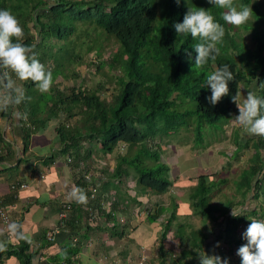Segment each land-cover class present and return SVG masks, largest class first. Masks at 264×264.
Wrapping results in <instances>:
<instances>
[{"label": "trees", "instance_id": "16d2710c", "mask_svg": "<svg viewBox=\"0 0 264 264\" xmlns=\"http://www.w3.org/2000/svg\"><path fill=\"white\" fill-rule=\"evenodd\" d=\"M236 2L253 11L252 21L240 27L225 23L221 15L225 10L209 4L208 0H180L179 4L176 0H0V10H9L23 27L22 43L33 48L36 58L53 76L50 90L42 93L33 81L21 80L11 70L0 69V119H11L18 114L24 133V146L14 168L31 162L27 155L33 137L54 123L56 144L60 146L58 154L79 174L74 183V196L68 194L60 203L59 215L66 216L60 220L54 240L48 239L53 230L43 231V249L55 245L58 231L72 234L60 244L61 253L45 262H37L39 251L31 250L22 223L17 221L15 224L20 226L19 231L26 239H17L14 235L18 245L5 243V250L0 251V263L3 258L15 257L20 264H71L72 258L80 252L72 241L73 235L83 231L82 224L73 221L81 223L86 217V222L91 221L95 229H100L99 221L108 215L107 220H114L115 232L127 237L136 229L134 208H139L138 214H145V222L162 229L158 246L153 248L157 254L150 259L152 264H199L198 257L204 252L211 256L213 245L224 239L228 256L220 247L215 255L226 259L228 264H241L240 257L237 262L229 258L235 248L233 244L240 247L247 243L242 238L251 219L264 220L263 207L253 208V202L264 206V138L250 135L239 139V132L234 131L233 142L237 145L234 156L245 150H251L252 154L233 181L235 195L228 196L225 202H213L215 191L220 190V184L225 181H213L210 174L199 176L189 195V206L195 216L202 218L200 228L188 231L193 226L178 221L175 200L172 208L159 204L153 210H147L149 203L138 200L139 192L164 195L177 182L172 178L174 174H170L169 165L162 160L165 141L168 144V140L185 132L190 134L194 147H205L210 140L223 137L227 123L239 114L237 105L232 102L237 91L241 95L243 87L253 91L256 85L254 92L264 97L263 5L258 0ZM188 7L206 9L225 27V37L218 45L221 55L202 68L194 66L193 46L197 41L190 34L179 37L174 28L183 21ZM241 28L250 33L251 47L241 38ZM76 36L92 37L93 46L88 44L86 48L96 52L91 65L96 67V73L108 68L107 78H115L111 101L102 97L106 89L102 83L93 91L74 86L62 88L60 79L64 82L80 76L76 68L84 61L83 49H80L83 43H79ZM108 42L117 43L119 50L107 60H97ZM224 64L230 66L235 80L229 82V96L213 106L207 99L211 96V89L205 86L207 76ZM9 79L23 89L8 88ZM79 107L81 110L77 112ZM78 116L77 127L71 128L67 122ZM206 128H210L211 133L221 129L222 134L205 139ZM6 140L0 130V147L7 153L1 156L0 151V162L15 158L16 151L11 150ZM118 149H121L120 154L106 182L96 183L93 177H88L93 164L87 162L93 154L113 159ZM54 158L52 155L47 160ZM130 178L136 182L134 195L128 188ZM23 186L17 185V188ZM108 187L112 188L111 194L104 190ZM144 205L147 207L143 208ZM232 208L244 211L241 216L233 217ZM241 225L245 228L236 236ZM172 233L174 244L166 245ZM171 255L174 261L169 262Z\"/></svg>", "mask_w": 264, "mask_h": 264}, {"label": "crops", "instance_id": "0c3cea01", "mask_svg": "<svg viewBox=\"0 0 264 264\" xmlns=\"http://www.w3.org/2000/svg\"><path fill=\"white\" fill-rule=\"evenodd\" d=\"M0 130L5 135L8 144H11V150L16 151L15 158L0 162V200L6 203L3 206L10 215L9 224L0 223V241L18 245L9 225L21 221L23 232L31 243V250L39 251L40 257L37 256L35 260L45 262L47 258L60 254L62 249L60 244L66 242L72 235L67 231L60 230L55 234L54 246L49 249L41 248L43 231H54L60 225V203L66 200L68 194L74 196V183L79 174L72 167L66 165L64 156L58 154L60 146L56 144L57 135L54 123L50 124L43 133L33 137L27 155L31 158V162L22 163L18 168L14 167L20 156L19 150L24 146V133L18 114H15L11 119H0ZM0 151H2L1 156L7 155L3 147H0ZM52 155H55V158L53 161H48L47 159ZM88 177H93L96 183L99 180L105 182L108 180L103 174L97 175V172ZM23 184L27 187L12 189L14 185ZM128 188L131 189V187ZM111 189L104 188L110 194ZM129 192L135 194L132 190ZM141 197L143 196L138 198ZM118 200L121 199L118 198ZM147 201L142 200L141 202L149 203ZM134 209L139 217H133L136 229L132 230L133 232L131 231L130 236L127 237H120L111 228V224L115 223L114 220H107L108 215L102 216L99 221L100 229H95L93 222H86V217L81 223L73 221L82 224L83 231L73 235L72 241L80 248V252L72 258L71 264H151V260L147 262L148 257L150 259L156 257L153 248L158 246L162 229L157 224L152 225L145 222L144 215L138 214L139 208ZM87 212L89 214V210ZM107 213L105 211V214ZM87 226H91V228ZM147 232L155 236L152 243L150 241L153 236H148ZM148 245H151L150 248ZM11 260L13 264H20L15 257L3 258L0 264H8Z\"/></svg>", "mask_w": 264, "mask_h": 264}, {"label": "clouds", "instance_id": "9594fccd", "mask_svg": "<svg viewBox=\"0 0 264 264\" xmlns=\"http://www.w3.org/2000/svg\"><path fill=\"white\" fill-rule=\"evenodd\" d=\"M179 4L180 0H176ZM209 4L224 9L221 13L225 23L240 27L249 22L252 8L237 4L236 0H208ZM177 35H189L197 43L193 46L196 53L194 66L202 68L215 62L221 55V48L225 37V27L216 21L213 15L204 8L188 7L183 21L174 25ZM25 33L18 19L9 10H0V69L11 70L21 80H31L36 83L42 93L50 90L53 84L52 72L37 58L32 47L22 43ZM190 55V54H189ZM7 75V73H5ZM235 80V75L228 64L220 66L207 76L206 87L211 89V96L207 99L215 106L222 98L229 96V82ZM13 81H7V87L13 86ZM240 93L232 96V102L238 107V115L233 124L246 130L248 135L264 138V97L248 90L241 104ZM83 200V197H80ZM244 209L232 208L231 215L238 217ZM10 231L17 239H26L20 226L12 223ZM246 244L239 247L237 255L241 264H264V220L251 219V223L243 233ZM217 246H219L217 244ZM5 250V242L0 241V251ZM199 264H228L217 255H207L205 252L198 257Z\"/></svg>", "mask_w": 264, "mask_h": 264}, {"label": "rangeland", "instance_id": "374dc122", "mask_svg": "<svg viewBox=\"0 0 264 264\" xmlns=\"http://www.w3.org/2000/svg\"><path fill=\"white\" fill-rule=\"evenodd\" d=\"M261 3V6L263 7L264 10V0H258ZM252 21V17L250 19ZM240 35L241 38L243 39L244 43L251 47V36L248 31H245L243 28L240 30ZM96 35L94 34V37ZM79 43H83L81 46L83 49L81 50V55L83 56V63L76 68L77 71H79V77L70 79L67 81H62L63 79H60L59 82H62V88L67 87H81L84 90H95L98 88V86L102 83L106 89H103L104 91L102 92V97L108 101H111L113 98V91L114 85L112 83V80L114 81L115 78L108 79L105 73L108 72V68H105L102 72L96 73V67L91 65V62H94L96 56L95 50L89 51V49H86L88 44L91 45L92 43V37H78ZM95 43L96 39L94 40ZM106 47L103 48L101 57L98 58L97 60H107L109 59L113 54H115L119 50V45L117 43H105ZM93 46V45H91ZM77 48V51L80 50ZM13 86L15 89L18 91H21L23 86L17 85L15 80H12ZM115 82V81H114ZM109 88V89H108ZM65 89V88H64ZM256 90V85L253 86V91ZM247 91L245 88H242L241 92V103L243 104V99L247 95ZM81 110V107L77 108L76 111L79 112ZM80 117L78 116L72 121H68L67 123L71 125V128L77 127V122L79 121ZM233 119L232 118L228 123L225 128V134L223 137H220V139H217V141H212L208 142L205 147L201 145H196L194 147V143L191 141L190 134L188 133H182L180 137L176 139H171L168 140L169 143L167 144V141L163 143L162 145V160L169 165L171 168V175H173L174 181H177L174 187L170 190L169 193H166L164 195H156V193H140L139 196H143L139 198L141 201L148 199L147 202H149L147 207V210H153L159 204H162L163 206L172 208L173 206V200L178 204L176 213H177V218L180 223H187L190 224L191 228L188 229L190 231L192 228L197 229L200 228L202 225V218L197 217L193 214V209L191 206H189V195L192 191V187L194 184L197 183L199 176L201 175H206L210 174L211 179L213 181H225V183H221L220 190H216L214 195H213V202H225V200L228 198L230 195H235V185L233 184V181L238 178V175L242 171V167L246 165L248 160L250 159V156L252 154V151L245 150L244 153H241L238 156H234V153L237 149V145L234 144L233 138H234V131L239 132L238 138L243 139L244 137H249L250 135L247 134L246 130L243 128L233 124ZM210 128H206L204 130V138L208 139L211 137L215 136H220L222 134V130L216 131L214 133L210 132ZM237 138V137H236ZM162 143V142H161ZM122 148V147H120ZM125 153L126 149H123ZM121 149H118L116 153L113 155V159H108L105 158L106 156L100 155V153L93 154L89 159L87 163L93 164L92 171L90 175H93L96 173V169L98 170L97 175L103 174L105 178L108 177L109 173L112 171L113 165L116 164V158L117 154H120ZM19 152H22V149L19 150ZM225 152V153H224ZM19 153V154H20ZM112 160V162H111ZM151 164V163H150ZM109 168L110 171H108ZM83 168V167H82ZM173 172V173H172ZM133 178V177H132ZM134 179H131L128 181V185L131 187L130 190H135V184L136 182L133 181ZM134 195V194H132ZM253 208L260 209V207L264 206L260 205L262 203H259L256 205V203L253 202ZM143 210V209H142ZM144 212V211H143ZM8 213V212H7ZM142 215H145L144 213ZM144 218V216H143ZM115 224H111V228L115 227ZM244 226L241 225L239 227V231L236 234V236L241 235V231L244 230ZM156 230V229H155ZM219 230V227L217 228V231ZM155 232V231H154ZM219 233V231H218ZM217 233V234H218ZM222 234H225L224 232ZM148 236H153L152 240L150 243L154 241V235L150 234V232H147ZM172 234H170L168 237L169 239L166 241V245H171L174 244V240L172 238ZM226 235V234H225ZM242 240H245L242 238ZM212 242V241H211ZM225 244V239L222 240L220 243H217V245H213L211 248V253L212 255H215V251H217V247L223 248L226 252V255L228 256L227 250L224 248L226 246L223 245ZM234 245V250L232 251L233 253L231 254V257H229L233 262H237L239 259V256L237 255V250L239 249L238 246ZM151 245H148L150 248ZM229 247V246H228ZM120 249L122 248L121 246L119 247ZM222 249V250H223ZM127 252V251H125ZM217 253V252H216ZM154 254H157L154 252ZM177 255V254H176ZM168 261L171 262L174 261V256L171 255L169 256ZM106 260V259H105ZM150 262V257H148V261ZM8 264H13V261L11 260L10 263ZM152 264V263H151Z\"/></svg>", "mask_w": 264, "mask_h": 264}, {"label": "built area", "instance_id": "2783aa9c", "mask_svg": "<svg viewBox=\"0 0 264 264\" xmlns=\"http://www.w3.org/2000/svg\"><path fill=\"white\" fill-rule=\"evenodd\" d=\"M27 186L24 185L22 188H26ZM17 188L16 185L12 186V189L15 190ZM94 193H96V190H94ZM65 214H61L60 215V220L62 221L64 218H65ZM0 223L1 224H9L10 223V215L7 213L6 209L2 206L1 202H0ZM53 233H50L48 235V239L49 241H53L54 238H53Z\"/></svg>", "mask_w": 264, "mask_h": 264}, {"label": "bare ground", "instance_id": "6f19581e", "mask_svg": "<svg viewBox=\"0 0 264 264\" xmlns=\"http://www.w3.org/2000/svg\"><path fill=\"white\" fill-rule=\"evenodd\" d=\"M3 206V205H2ZM4 207V206H3ZM5 208V207H4ZM53 232H55V230L53 231Z\"/></svg>", "mask_w": 264, "mask_h": 264}]
</instances>
